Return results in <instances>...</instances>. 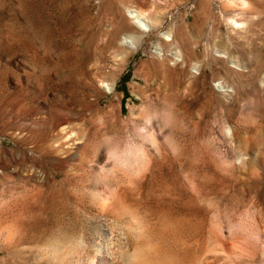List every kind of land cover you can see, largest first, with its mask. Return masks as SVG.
Listing matches in <instances>:
<instances>
[{
	"label": "rangeland",
	"instance_id": "1",
	"mask_svg": "<svg viewBox=\"0 0 264 264\" xmlns=\"http://www.w3.org/2000/svg\"><path fill=\"white\" fill-rule=\"evenodd\" d=\"M256 218L264 0H0V264H248L220 228Z\"/></svg>",
	"mask_w": 264,
	"mask_h": 264
},
{
	"label": "bare ground",
	"instance_id": "2",
	"mask_svg": "<svg viewBox=\"0 0 264 264\" xmlns=\"http://www.w3.org/2000/svg\"><path fill=\"white\" fill-rule=\"evenodd\" d=\"M202 9H203V7H202ZM198 13H200V11ZM148 19H149L152 26H157L158 22H156L155 17L150 16V17H148ZM201 20H202V18H201ZM230 20L234 21V22L236 21L234 17H231ZM177 22L178 23H176V25L171 29L173 32V36L174 37H180V39L182 41L186 42L189 38L188 33L192 30L191 29L189 31V29L197 26L198 22H196L194 19H192L189 22H185L184 20L180 19ZM201 25H202V23H201ZM198 28H200V27H198ZM106 209L115 219H119V220L123 221L125 226L131 228L132 231L133 230H139L138 225H137L138 222L136 223V220L133 219V217L129 216V214L127 212L129 210H126L125 208H123V206H121V205L111 206L110 205V207L107 206ZM256 221H257L256 225L253 224L254 225V232L249 230L250 228L252 229V224H250L251 225L250 228L245 227L244 224L246 222L244 223L243 220L237 221V222L235 221V223H233V222L228 223L227 222L228 224L225 222V224H226L225 227L222 229L220 228V230H221L220 232H222L223 235H225L229 239V241L232 243L231 248L232 247H236V248L239 247L241 253H243V256L245 257L248 264H254L255 263L256 255L258 252L261 254V257L262 256L264 257V244H263V246L260 244V243H264V240H263L264 239V222H262L260 220V218H256ZM219 225H220V223H219ZM235 242L237 244H235ZM74 244H76V243H74ZM58 245H59L58 242H56V241L52 242V244H51L52 248H51V251L48 252L49 253L48 256L53 257V256L58 254V251H60V248ZM106 248H107L106 251H102V250L100 251L99 250V251H96L94 253L87 254V258H88V259H86V260H88L87 264H185V263H183V260H182V262L167 261V262L155 263V262L151 261V259L149 258V257H151V255L148 256L147 252L139 251V250H143V249H139V250L132 249L129 251V250H125V249L122 250V248L119 249L117 246H114V245H107ZM147 250H148V248H147ZM77 252H79V254H81L83 252V248L77 250ZM160 255H161V252H160ZM79 256H81V255H79ZM201 259H203V258H201ZM201 259H192L187 264H213L211 262H207V260H206V262H204ZM157 260H158V258H157ZM155 261H156V259H155ZM214 261H215V258L212 262H214Z\"/></svg>",
	"mask_w": 264,
	"mask_h": 264
}]
</instances>
